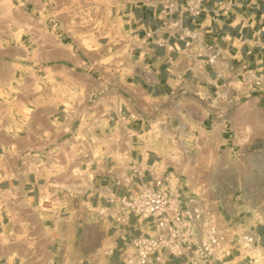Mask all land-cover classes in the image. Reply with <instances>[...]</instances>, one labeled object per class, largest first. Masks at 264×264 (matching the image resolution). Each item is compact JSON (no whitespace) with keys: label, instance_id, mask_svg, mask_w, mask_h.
<instances>
[{"label":"crops","instance_id":"obj_1","mask_svg":"<svg viewBox=\"0 0 264 264\" xmlns=\"http://www.w3.org/2000/svg\"><path fill=\"white\" fill-rule=\"evenodd\" d=\"M107 1L113 25L80 64L71 51L45 63L53 41H31L22 18L15 35L3 23L0 264H122L130 241L151 233L147 219H116L128 186L157 174L203 205L224 198L208 190V153L264 148V88L241 79L264 75V0H200L195 15L186 8L196 0ZM229 202L217 206L222 226L239 228L252 214ZM246 229L264 241L260 227ZM241 252L215 264H243Z\"/></svg>","mask_w":264,"mask_h":264},{"label":"rangeland","instance_id":"obj_2","mask_svg":"<svg viewBox=\"0 0 264 264\" xmlns=\"http://www.w3.org/2000/svg\"><path fill=\"white\" fill-rule=\"evenodd\" d=\"M109 14L107 0H0V51L5 45L3 38L6 27L3 23L6 20L9 24L13 22L7 29L15 35L14 21L22 18L27 25L24 33L31 41L33 36V42L40 43L45 49L47 41H53L55 58H46L43 60L45 63H63L64 52L71 51L70 61L80 64L81 60L77 58L80 52L91 49L93 40L105 34L104 27L110 23L113 25ZM48 24V28L44 26ZM1 56L0 52V83L4 81L6 70L5 59ZM109 60L110 58L104 59L97 64L101 65ZM5 93L0 90V98L5 97ZM201 163L203 171L208 172L207 179L211 184L208 190L224 197L207 198L208 203L204 201L203 204L217 214L214 213L217 226L223 228L222 225L225 224L217 206L224 207L228 205L225 202L231 200L229 204L235 205L236 212L242 211L248 216L252 214L246 223H238L239 229H246L253 224L260 227L264 234V148L247 155L237 153L221 156L217 152L208 153ZM215 171L220 176L210 178ZM226 196L231 198H225ZM254 248L259 251H254ZM243 257V264H264V241L259 246L253 245L242 250L238 259Z\"/></svg>","mask_w":264,"mask_h":264},{"label":"built area","instance_id":"obj_3","mask_svg":"<svg viewBox=\"0 0 264 264\" xmlns=\"http://www.w3.org/2000/svg\"><path fill=\"white\" fill-rule=\"evenodd\" d=\"M196 1L198 4L191 3L186 8L193 15L201 9L200 0ZM216 55L211 52L207 61L213 63ZM241 79L253 88H264V75H245ZM0 164L6 166L7 161ZM142 171L138 163L132 168L137 176ZM127 182L131 183L132 177ZM182 188L180 181L170 182L153 174L147 182L128 186V192L116 199L118 221L125 215H133L147 219L151 229V233L140 234L130 241L122 264H215L231 250H245L255 244L254 231L240 230L230 223L219 228L214 214L199 198L183 194Z\"/></svg>","mask_w":264,"mask_h":264},{"label":"bare ground","instance_id":"obj_4","mask_svg":"<svg viewBox=\"0 0 264 264\" xmlns=\"http://www.w3.org/2000/svg\"><path fill=\"white\" fill-rule=\"evenodd\" d=\"M250 248H251V247H250ZM254 251H256V252H257V251H259V249H257V248H254Z\"/></svg>","mask_w":264,"mask_h":264}]
</instances>
